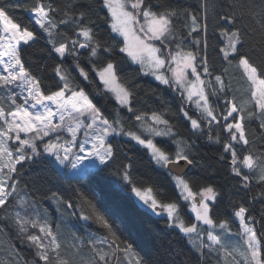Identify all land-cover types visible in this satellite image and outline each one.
<instances>
[{
    "label": "snow or ice",
    "instance_id": "6c2138e0",
    "mask_svg": "<svg viewBox=\"0 0 264 264\" xmlns=\"http://www.w3.org/2000/svg\"><path fill=\"white\" fill-rule=\"evenodd\" d=\"M18 10L28 13L27 23ZM210 20L216 44H210ZM257 34L261 63L243 51L255 47L250 41ZM41 41L50 62L33 67L25 49ZM123 62L157 82L145 96L159 99L160 86L176 93L175 122L167 118L170 108L140 106L143 89L123 76ZM236 70H242L240 88L233 87ZM100 99L114 100L111 112ZM181 122L187 136L179 132ZM117 137L145 150L167 173L175 198L165 202L161 189L134 182L132 158ZM161 137L175 147L162 146ZM200 141L220 145L218 162L227 164L234 193L243 192L239 202L189 178L188 170L199 165ZM45 154L72 168L98 161L101 172L119 159L114 174L187 240L195 264H211L213 254L216 264H264V0H0V237L31 250L24 256L8 244L10 258L0 264H149L91 200L88 214L77 218L96 224L102 238L72 233L67 240L36 207L46 199L58 212L74 209L73 196L83 199L79 191L65 198L37 186L31 199L21 195L24 165L42 162ZM233 235L236 243H226Z\"/></svg>",
    "mask_w": 264,
    "mask_h": 264
},
{
    "label": "trees",
    "instance_id": "16d2710c",
    "mask_svg": "<svg viewBox=\"0 0 264 264\" xmlns=\"http://www.w3.org/2000/svg\"><path fill=\"white\" fill-rule=\"evenodd\" d=\"M180 2L183 4H195L196 0H180ZM17 16L27 23L28 13L18 10ZM212 23L213 21L210 20V44H216L218 41L212 35ZM259 40V35H254L250 44H255V47L250 50L246 46L243 49L244 52L251 56L254 63H261ZM42 46L43 41L40 44L33 45L32 48L25 49L27 64L35 67L50 62V58ZM209 51L211 52L212 49L210 48ZM213 60H216V57L213 56ZM122 67L123 76L129 80L138 81L143 89L140 91L138 97L140 106L149 111H164L166 108H170L171 112L168 113L167 118L170 122H175L176 117L173 114L176 111L178 103L176 93L160 86L156 90L159 99H157V96H145L144 90H147L149 86L155 88L157 82L152 80L151 77H139L135 71L138 69V65L123 62ZM241 72L242 70L234 71L233 75L235 79L233 80V87L240 88L243 86V81L240 79ZM45 84L50 85L51 81L46 78ZM99 103L105 104L106 102L100 99ZM114 105V100L107 102V111L111 112ZM177 127L181 136L188 135V130L183 126L182 122ZM255 130L256 126L253 124L249 131ZM216 131H219V129H216ZM157 139L166 148L169 146L175 147L167 137ZM116 140L122 142L123 151L132 158L134 166L131 171L135 183L138 185L151 184L161 189L164 193L161 199L165 202L175 198L176 189L174 188V184L170 181L167 173L150 160L145 150L133 148L132 144L127 143L126 138L117 137ZM198 147L199 155L197 156V160L199 161V165L191 167L188 170L189 178L199 183L214 184L219 189L228 193V198L239 202L244 194L242 191L234 193L232 185L235 182L229 175L227 164L218 162L221 152L220 145L200 141L198 142ZM119 165L120 160L118 159L113 165L112 170L101 172L100 169L103 167L101 166L82 177L73 178L60 172L53 159L45 156L42 162H29L24 165L21 176V186L24 188V192L21 195L27 193L28 198L31 199V193L34 188L40 186L44 191L50 189L59 196L67 198L73 194V189H75L83 194V199L79 200L73 196L72 202L76 206L74 209L65 210L61 208L58 212L56 211L57 204L53 206L50 205V201L46 199L39 200L37 198V209L47 212L49 219L62 228V233L65 237L67 235L71 236L72 233L81 238H87L90 233L101 238L105 235L103 230L99 229L92 221H84L77 218L82 213L88 214L90 208L87 201L91 200L101 213L115 219L121 238L132 243L134 251L149 261V264H195V257L190 250L187 240L178 238L176 232L166 228L164 217L156 216L141 207L131 192L124 186L120 175L114 174V170L118 169ZM98 173L99 175H97ZM226 204L227 200L225 201V206L221 208L222 218H224L223 213L227 211ZM256 207L258 208L259 205H256ZM72 212H75L76 215H71ZM189 215L192 214L189 213ZM236 231H238V223L234 221L232 232L235 233ZM0 242H2L0 243V259L10 258L7 253L8 244H15L17 250H20L24 256L30 257L31 250L22 244L20 240L14 237L3 236L0 237ZM211 264H216L215 254H213Z\"/></svg>",
    "mask_w": 264,
    "mask_h": 264
},
{
    "label": "rangeland",
    "instance_id": "374dc122",
    "mask_svg": "<svg viewBox=\"0 0 264 264\" xmlns=\"http://www.w3.org/2000/svg\"><path fill=\"white\" fill-rule=\"evenodd\" d=\"M46 157H49V158H52L57 169L62 172L63 174L69 176V177H73V178H76V177H82L84 175H86L87 173L89 172H92L96 169H98L99 167H101V165H99V162L98 161H93V160H85L82 164H79L77 165L76 168H72L70 164H67L65 163L64 165H61L59 164L57 161H55V158L54 157H51V156H48L47 154H45ZM133 195V197L135 198V200L138 202V204L143 207L144 209H146L147 211L151 212L152 214H154L151 210H149L147 208V206H143L141 202H139L138 198L135 197V195L133 193H131ZM50 205H56L55 202H50ZM58 207V206H57ZM156 215V214H154ZM194 216V214H192ZM156 216H160V217H164L163 215H156ZM238 223V222H237ZM60 231L62 232V228H60ZM65 237V235H64ZM67 240H71V236L70 235H67V237H65ZM226 243L228 244H235L236 241L239 239L238 237L236 236H231L230 238L229 237H226ZM69 252H75V249H68ZM88 249L87 248H84L83 249V252L81 253V255H83L85 258H87L88 256ZM80 257L77 256L76 259L78 260Z\"/></svg>",
    "mask_w": 264,
    "mask_h": 264
}]
</instances>
